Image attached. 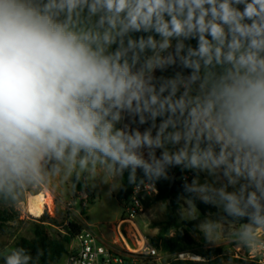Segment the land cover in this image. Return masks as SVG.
Masks as SVG:
<instances>
[{
    "label": "clouds",
    "instance_id": "obj_1",
    "mask_svg": "<svg viewBox=\"0 0 264 264\" xmlns=\"http://www.w3.org/2000/svg\"><path fill=\"white\" fill-rule=\"evenodd\" d=\"M98 164L264 231V0H0V197Z\"/></svg>",
    "mask_w": 264,
    "mask_h": 264
},
{
    "label": "rangeland",
    "instance_id": "obj_2",
    "mask_svg": "<svg viewBox=\"0 0 264 264\" xmlns=\"http://www.w3.org/2000/svg\"><path fill=\"white\" fill-rule=\"evenodd\" d=\"M242 8V5L238 6ZM176 41L173 40V45ZM62 173L59 176H52L46 185L38 188L20 190L14 193V202L12 207L18 212V219L11 225L10 231L15 237L26 236L32 237V227L40 217L46 213L48 222H51L53 232L63 230L70 222L89 223L92 225L105 224L111 225L118 221L124 212V203L115 197V193L120 189L121 174L115 171H109L101 165H97L95 173L90 170L79 172ZM78 178L82 189L77 190L75 187V178ZM98 188V194L97 190ZM49 189L53 199L49 206L45 207L41 216H35L30 209V199L32 195L45 192ZM87 189L92 190L94 204H91L92 196L86 194ZM231 190V189H229ZM154 219L152 223L157 224L161 229L169 228V207L165 202H158L153 206ZM219 207V206H218ZM82 210H85V214ZM222 207L215 217L201 219L196 221V229H191L194 242L186 250L189 252L193 261H207L209 258H219V264H249V258L243 257L242 253H247V247L239 246L238 242L230 243L228 240L241 236L239 225L232 226V223L223 215ZM149 214V213H147ZM199 218L204 214L198 210ZM54 220V221H52ZM206 225V226H204ZM214 233V228H217ZM150 242L158 249L159 258L152 260L150 264H168L174 259L173 254L164 248L163 234L155 237L149 231L145 233ZM170 237H178L177 229H169ZM1 240L11 243L14 237L6 236ZM183 243V242H182ZM158 244V245H156ZM210 252L211 257L203 258L198 252ZM65 259L59 264H64Z\"/></svg>",
    "mask_w": 264,
    "mask_h": 264
},
{
    "label": "trees",
    "instance_id": "obj_3",
    "mask_svg": "<svg viewBox=\"0 0 264 264\" xmlns=\"http://www.w3.org/2000/svg\"><path fill=\"white\" fill-rule=\"evenodd\" d=\"M46 2V0H45ZM205 7H208L205 5ZM165 19H168L165 16ZM154 30L148 33H135L134 35H144L147 38L148 35H154ZM159 39V37H157ZM185 44H191V46L195 47L197 44V40L195 38H190L189 40L184 41ZM160 155V150H157V156ZM172 176L176 177V181L171 186L170 178ZM147 180L143 173L140 170H137V174L135 177V182H129V171L125 170L123 174H121V185L120 189L115 193V197L119 201H123L129 198L132 193L133 188ZM191 183L189 180H183L182 175L177 171V166H173L169 170V180L165 181L161 178L156 184L159 188V194L154 197L144 201V209H148L155 205L158 202H167L169 201V228H164L160 230V235L163 234L162 238L164 240V248L172 253H180L186 251L189 246H191L194 242V239L189 234V232L185 229H179L182 227V223H178L177 221V211L180 208L181 197L188 198L189 194L184 192L183 184ZM75 187L77 190L82 189V185L79 179L75 178ZM92 190L87 189L86 194L91 195L90 199L91 204L93 205L94 195ZM14 202V194L9 199H4L0 197V264H5V256L9 255L14 248H24L27 253L32 257L29 264H59L63 261L68 254V245L71 241L77 237L83 229V223L78 222H70L67 224L63 230L61 231H53L51 222H48L46 213L43 214L40 219L34 223L32 227V237L20 236L15 237V235L10 231L11 225L18 219L19 214L14 210L12 204ZM197 208L203 214L214 213L216 212L215 206L211 204H204L199 199L196 200ZM85 214V210H82ZM224 217L232 222H237L239 224L248 223L247 217L244 218H233L227 216L224 213ZM54 221V220H52ZM191 225L192 229H196L195 225L191 222H187ZM176 228L178 237H170L169 229ZM14 237V240L9 243L7 241L1 240V238L6 236ZM183 242V243H182ZM158 245V244H156ZM203 258L211 257V253L206 252H198ZM219 258H209L207 261H193V260H183V259H172L168 264H219ZM249 264H258L256 261H248Z\"/></svg>",
    "mask_w": 264,
    "mask_h": 264
},
{
    "label": "built area",
    "instance_id": "obj_4",
    "mask_svg": "<svg viewBox=\"0 0 264 264\" xmlns=\"http://www.w3.org/2000/svg\"><path fill=\"white\" fill-rule=\"evenodd\" d=\"M150 181L137 184L128 199L123 200L124 212L116 223L112 239L101 231L106 225L83 223V229L68 245L65 264H150L159 258L158 249L140 229L137 218L144 213V201L157 196ZM156 187L158 185L156 184ZM247 247L241 255L264 264V231H255L247 239L230 240ZM174 259L192 260L188 251L173 254Z\"/></svg>",
    "mask_w": 264,
    "mask_h": 264
},
{
    "label": "crops",
    "instance_id": "obj_5",
    "mask_svg": "<svg viewBox=\"0 0 264 264\" xmlns=\"http://www.w3.org/2000/svg\"><path fill=\"white\" fill-rule=\"evenodd\" d=\"M177 171L182 175V179L183 180H189L190 182L192 181V178H193V173L192 172H184L182 174L180 166H177ZM200 177H201L200 178V183H203L204 182V179H205V174L204 173H201L200 174ZM208 179H209V181H211L212 178L211 177H208ZM217 186H219V185H217ZM95 189L97 190V194H98V188L95 187ZM185 199L186 198H183L181 200V202H180V208L177 211V221H178V223H182V227H180L179 229L185 228L189 232V234L191 236H192V231H191L192 227L187 222H191V223H193L195 225V227H197L196 226V221L197 220L208 219V217H215L217 215H220V214H217V212L219 211V207L217 205H213L216 208V212H214V213L204 214L203 218H199L197 213L194 214V216H189L186 213H184V212L181 211V205L183 206L184 209H188L189 208L188 204L185 203ZM166 204L169 207V201H167ZM153 206L150 207V208H148V209H144V213H142L137 218V223H138V226L140 227V229L144 233H146L147 231H149L151 235H153L155 237H158L160 235L161 228L157 224L152 223V219H154V217H155L154 216L155 215L154 214V209L155 208ZM147 213H149V214H147ZM221 215L224 216V213L221 214ZM119 219H118V221H119ZM117 222H115V223H113L111 225H108V226H105L104 228H102L101 231L103 232V234L108 239H112L114 237L113 230H114V227H115V225H116ZM230 222L232 223V226L239 225L240 228L243 225V224H239L237 222H232V221H230ZM217 229H218V227L217 228H214V233H217L218 232ZM192 238H193V236H192ZM240 238H242V237L241 236H238V237L232 238L230 240H237V239H240ZM230 240H228V242ZM64 264H65V262H64Z\"/></svg>",
    "mask_w": 264,
    "mask_h": 264
},
{
    "label": "bare ground",
    "instance_id": "obj_6",
    "mask_svg": "<svg viewBox=\"0 0 264 264\" xmlns=\"http://www.w3.org/2000/svg\"><path fill=\"white\" fill-rule=\"evenodd\" d=\"M52 193L47 189L44 193H38L31 196L30 209L35 216H41L44 213L45 207L52 203Z\"/></svg>",
    "mask_w": 264,
    "mask_h": 264
},
{
    "label": "water",
    "instance_id": "obj_7",
    "mask_svg": "<svg viewBox=\"0 0 264 264\" xmlns=\"http://www.w3.org/2000/svg\"><path fill=\"white\" fill-rule=\"evenodd\" d=\"M176 181V177L175 176H172L170 178V185L172 186L174 184V182Z\"/></svg>",
    "mask_w": 264,
    "mask_h": 264
}]
</instances>
